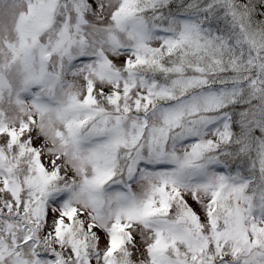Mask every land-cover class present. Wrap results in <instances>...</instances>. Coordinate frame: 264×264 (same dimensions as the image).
Here are the masks:
<instances>
[{"label":"snow or ice","instance_id":"snow-or-ice-1","mask_svg":"<svg viewBox=\"0 0 264 264\" xmlns=\"http://www.w3.org/2000/svg\"><path fill=\"white\" fill-rule=\"evenodd\" d=\"M0 264H264V0H0Z\"/></svg>","mask_w":264,"mask_h":264}]
</instances>
